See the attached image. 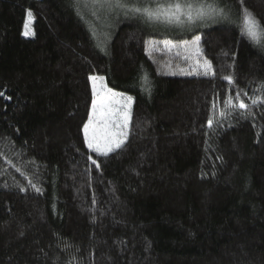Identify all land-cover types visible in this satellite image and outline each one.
<instances>
[{
    "label": "trees",
    "instance_id": "trees-1",
    "mask_svg": "<svg viewBox=\"0 0 264 264\" xmlns=\"http://www.w3.org/2000/svg\"><path fill=\"white\" fill-rule=\"evenodd\" d=\"M227 3L238 21L240 0ZM243 8L264 24V0ZM195 35L215 75L159 73L147 41ZM91 75L133 97L128 140L108 156L84 139ZM261 85L264 47L238 23L0 0V264H264Z\"/></svg>",
    "mask_w": 264,
    "mask_h": 264
},
{
    "label": "snow or ice",
    "instance_id": "snow-or-ice-1",
    "mask_svg": "<svg viewBox=\"0 0 264 264\" xmlns=\"http://www.w3.org/2000/svg\"><path fill=\"white\" fill-rule=\"evenodd\" d=\"M91 2L94 7L123 9L125 16H132L149 24L186 28L197 24V22L209 20L215 22L217 18L228 20L232 23H238L242 35H245L255 44L264 47V24L251 11L243 8V0H240L242 9L238 21L231 19L232 7L227 3V0H223V7L220 6L221 0H134L132 3H129L128 0H91ZM27 14L30 22L34 20L31 10H28ZM23 34L25 36L35 35V31L30 28V23L25 24ZM200 41L201 37L195 35L191 41L181 40L178 44L170 40L162 42L169 51L173 48H182L184 59L192 61V71L186 72L181 69V74L215 75L212 62L207 58L200 59L203 56ZM148 43L155 45L158 42L153 40ZM177 55H181V52L178 51ZM224 79L231 81L232 77L227 76ZM89 80L91 81L92 100L90 114L87 122L83 125L84 139L89 149L101 156H108L109 153L124 147L128 140L133 97L109 87L104 76L91 75ZM261 88L264 89V85H261ZM2 95L3 93H0V96ZM245 95L247 94L245 93ZM239 96L240 93L237 92V99ZM250 99L252 105H257L262 97ZM224 103L232 108H249V105L245 104L243 100H240L238 104H233L231 96ZM215 107L213 105V108ZM220 115L224 116L225 113L221 112ZM240 115L241 118L247 119L243 112ZM207 123L209 127L213 126L212 119H209ZM93 163L96 162L93 161ZM33 187L35 186L33 185ZM23 190L21 188V191ZM36 191H40V189H36Z\"/></svg>",
    "mask_w": 264,
    "mask_h": 264
},
{
    "label": "rangeland",
    "instance_id": "rangeland-1",
    "mask_svg": "<svg viewBox=\"0 0 264 264\" xmlns=\"http://www.w3.org/2000/svg\"><path fill=\"white\" fill-rule=\"evenodd\" d=\"M157 41L158 43L155 45H150L149 41ZM163 39H149L146 44V52L152 62L155 64L159 73L164 75H180V76H195L196 74L187 75L181 74L180 70L184 69L186 72H191L192 61L185 60L183 55L182 48H173L169 51L163 45ZM191 41V40H190ZM175 43H179V41H173ZM181 52V55H177V52ZM205 57H200L203 60ZM175 73V74H173ZM87 144V143H86ZM92 152V149H89ZM96 153V152H95ZM98 154V153H97Z\"/></svg>",
    "mask_w": 264,
    "mask_h": 264
}]
</instances>
